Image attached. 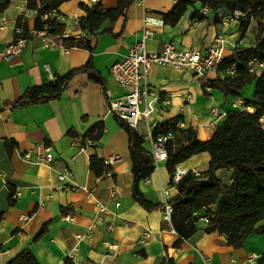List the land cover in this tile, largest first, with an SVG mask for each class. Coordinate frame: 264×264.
Segmentation results:
<instances>
[{
    "label": "crops",
    "instance_id": "crops-1",
    "mask_svg": "<svg viewBox=\"0 0 264 264\" xmlns=\"http://www.w3.org/2000/svg\"><path fill=\"white\" fill-rule=\"evenodd\" d=\"M79 3L89 7L99 3L103 10L116 7V0L63 3L58 11L66 37H84L78 25L71 22L84 16ZM175 4L176 0H143L140 5L132 0L122 16L114 21L105 20L95 35L87 37L90 51L47 48L34 35L9 59L2 58V54L15 39L16 21L28 9L25 1L10 0L7 9L0 13V264H8L25 249L38 264H62L67 258L73 264H243L249 255L259 257L264 253V233L251 234L242 247L232 249L226 245L224 236L206 233L207 225L200 220L196 232L181 241L164 226L161 210L146 211L131 197L127 136L108 111L106 96L118 99L123 95V90L109 76V68L140 39L144 13L151 19L152 36L145 45L148 53H157L169 43L181 50L203 53L218 35L223 38L224 58L237 47L254 44L248 33L252 23L241 38L238 21L221 13L215 20V14H203L196 5L188 7L174 26L165 25L162 15ZM194 11L204 18L192 19ZM34 19L25 21L29 33L33 32ZM87 61L100 76L102 86L90 81L86 74L77 73L59 99L25 108L7 107L28 88L64 76ZM222 77L223 73L216 70L193 76L185 70L152 66L147 84L154 96L147 101L153 112L135 129L144 137L142 148L150 153L149 133L153 132V126L155 130L167 128V122L177 117L178 128H191L196 138L204 142L224 123L228 113H252L253 109L244 107L243 101L253 100L254 82L242 87L240 98L224 97L208 87L205 88L208 94H203L202 80ZM260 123L264 128V117ZM98 125L102 127L98 140H83L87 131ZM6 142L13 144L9 155ZM81 146L83 150L79 151ZM46 149L51 150L54 158L49 167L23 158L26 153L31 158L43 155ZM91 156L103 160L110 172L96 177L89 169ZM208 164V154L201 153L176 166L201 174L207 171ZM65 168L71 172L72 180L60 182L57 174ZM214 175L222 185L232 184V170L218 169ZM8 188L13 190L11 206L7 204ZM112 189L116 190L114 197L109 195ZM138 189L147 202L158 206L164 202L163 190L168 192L169 200L176 196L166 160L153 163L152 173L138 184ZM96 202L104 205V213L98 214ZM61 208L68 213L62 215ZM203 213L201 210L195 214L200 218ZM43 225L44 235L33 241ZM146 232L149 237L140 243Z\"/></svg>",
    "mask_w": 264,
    "mask_h": 264
},
{
    "label": "trees",
    "instance_id": "trees-1",
    "mask_svg": "<svg viewBox=\"0 0 264 264\" xmlns=\"http://www.w3.org/2000/svg\"><path fill=\"white\" fill-rule=\"evenodd\" d=\"M26 8L35 10L36 16L33 22V31L45 30L48 35L54 37L57 47L66 50L79 48L90 51L87 37L95 35L105 20L114 21L123 15V12L131 4L132 0H116L114 9L103 10L99 3L90 7L79 3V9L84 16L78 20V28L84 37L72 38L64 36V25L59 20L58 8L69 0H22ZM199 2L211 8L217 20L218 12L232 14L240 11L244 14L239 18L238 30L243 38L251 20L256 23V33L252 47H237L229 57L222 60L214 70L223 73L221 79L202 80L203 94L207 95L206 87L219 91L224 97L240 98V90L247 84L254 82L253 100L243 101L244 107L253 109L252 113L230 112L226 120L215 128L207 141H199L191 128L180 129L177 123L180 118H174L167 122V128L163 131L172 133L173 138L165 144L166 169L170 176L174 166L186 161L190 157L206 153L209 156V164L206 172L195 176L188 172L174 186L176 196L169 200L172 212L170 224L172 230L180 237V240L189 239L196 232L198 218L194 213L203 210V216L207 218L206 233L216 232L224 236L226 245L232 249L242 247L246 237L251 234L264 233V128L260 119L264 117V69L258 76L248 73V65L251 61L264 64V0H176L174 7L162 15L165 25L174 26L183 13ZM10 0H0V13L4 12ZM45 16V17H44ZM192 19L201 20L204 15L194 11ZM16 28L21 29V37L30 39L32 34L28 32L25 21H16ZM16 39V36H15ZM234 66L233 76L225 74V71ZM77 73L86 74L87 78L102 86V80L93 69L90 61L77 70H72L64 76H55L53 80L39 87H30L14 103L8 105L9 109L25 108L31 105L45 104L51 100L59 99L65 91L69 80ZM120 128L126 133L128 153L131 161V197L134 202L146 211L162 210V205H153L147 202L138 189V184L146 180L153 170V160L150 153L142 148L144 137L130 128L125 122L114 115ZM100 125L91 127L84 135L83 140L97 141L101 136ZM71 135L72 133L69 132ZM13 144L6 142L5 150L9 155ZM89 169L96 177L110 172V167L96 156L89 158ZM218 169L232 170V184L226 187L215 177ZM7 204L12 205L13 190L8 188ZM214 207V210L212 209ZM60 213H68L66 208H61ZM2 212H0V222ZM46 231L43 225L33 241L41 238ZM8 264H38L29 250H22ZM62 264H73L67 258ZM257 264H264L262 253Z\"/></svg>",
    "mask_w": 264,
    "mask_h": 264
},
{
    "label": "built area",
    "instance_id": "built-area-1",
    "mask_svg": "<svg viewBox=\"0 0 264 264\" xmlns=\"http://www.w3.org/2000/svg\"><path fill=\"white\" fill-rule=\"evenodd\" d=\"M142 5L143 0H133ZM205 9H202L203 14H205ZM35 10H26L22 16L19 18L22 22L35 18ZM244 16L240 11H234L232 16L228 17L229 20H238ZM45 17V16H44ZM150 18L144 13L143 27L141 30V36L138 41L131 45L127 54L120 60L116 61L109 68V76L116 83V85L123 90V95L121 98H111L107 94L106 104L107 109L110 113L115 115L117 118L125 122L130 128L136 129L138 123L141 120H147L152 112L153 108L150 101H147L149 96H154L153 92L150 91L147 84V78L149 71L152 66L161 65L168 66L177 70H185L193 76H203L208 72L213 71L217 68L222 60L224 59L223 52V38L218 35L214 38L210 46L205 52L200 53L194 50H181L175 45L169 43L165 44L162 49L157 53H148L146 51V40L152 36V31L149 29ZM71 22L78 25V20L73 19ZM21 29L16 28L15 36L16 39L10 43L4 50L2 58L9 59L21 49L26 46L27 38L21 37ZM32 36H39L43 45L47 48H55L57 45L54 42V37L47 34L45 30L32 32ZM65 36V35H64ZM46 72L48 69L44 67ZM264 69V64L251 61L248 65V73L258 76L259 73ZM235 73L234 66H231L225 71L226 75L233 76ZM215 114V112L213 111ZM153 132L149 133V143H150V155L153 162L159 160H166V150L165 144L172 140L173 135L169 131H163V128H158ZM151 128V127H150ZM79 151H82V146L79 147ZM23 158L35 164L43 166H51L53 163V154L50 149H46L43 155L31 158L29 154H24ZM114 159V158H113ZM106 164V163H105ZM107 165V164H106ZM186 170H182L177 166H174L171 175V184L174 187L177 182L187 175ZM198 176V174H194ZM57 179L60 182H69L72 180V174L68 169H63L57 174ZM116 190L112 189L109 192L110 197H114ZM164 202L162 204V222L169 230H172L170 224V217L172 208L169 204V196L166 190H163ZM118 205V204H116ZM96 207L98 209V214L105 212V207L103 204L96 202ZM198 220L207 224V218L202 216L198 217L195 213L193 214ZM107 230H111L110 226H107ZM149 237V233L146 232L142 234L139 239L140 243H143ZM180 239V237H179ZM258 256L251 254L246 258L243 264H257ZM231 264H234L233 262Z\"/></svg>",
    "mask_w": 264,
    "mask_h": 264
},
{
    "label": "rangeland",
    "instance_id": "rangeland-1",
    "mask_svg": "<svg viewBox=\"0 0 264 264\" xmlns=\"http://www.w3.org/2000/svg\"><path fill=\"white\" fill-rule=\"evenodd\" d=\"M197 6L196 8H199L200 12H202V9H205V13H210L211 12V8L205 4H202V3H199V2H196L193 4L192 7L194 6ZM195 8V7H194ZM220 12V11H219ZM218 12V13H219ZM212 13V12H211ZM220 14V13H219ZM223 15H226L227 17H230L232 16V14H227L225 12H223ZM250 23H252L248 29V33L251 34L253 36V38L251 37L250 41L252 42V40H254V36H255V33H256V23L254 20H251ZM247 31V30H246ZM254 31V32H253Z\"/></svg>",
    "mask_w": 264,
    "mask_h": 264
}]
</instances>
